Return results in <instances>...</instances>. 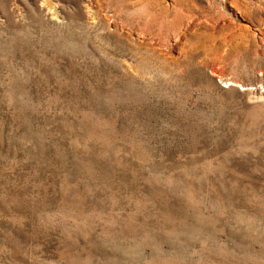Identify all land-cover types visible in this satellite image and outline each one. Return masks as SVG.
<instances>
[{"label": "rangeland", "instance_id": "rangeland-1", "mask_svg": "<svg viewBox=\"0 0 264 264\" xmlns=\"http://www.w3.org/2000/svg\"><path fill=\"white\" fill-rule=\"evenodd\" d=\"M0 264H264V0H0Z\"/></svg>", "mask_w": 264, "mask_h": 264}, {"label": "bare ground", "instance_id": "bare-ground-1", "mask_svg": "<svg viewBox=\"0 0 264 264\" xmlns=\"http://www.w3.org/2000/svg\"><path fill=\"white\" fill-rule=\"evenodd\" d=\"M226 85V84H225ZM227 86V85H226Z\"/></svg>", "mask_w": 264, "mask_h": 264}]
</instances>
